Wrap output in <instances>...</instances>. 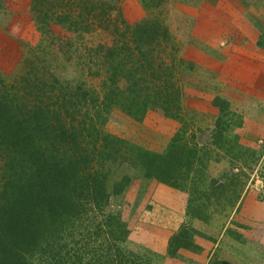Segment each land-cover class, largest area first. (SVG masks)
I'll return each instance as SVG.
<instances>
[{"label":"rangeland","instance_id":"1","mask_svg":"<svg viewBox=\"0 0 264 264\" xmlns=\"http://www.w3.org/2000/svg\"><path fill=\"white\" fill-rule=\"evenodd\" d=\"M85 1L99 12L100 26L87 17L75 31L56 23L67 8L92 12ZM143 20L168 30V40L144 49L156 73L148 80L157 91L173 86L178 104L168 114L150 105L135 116L114 106L100 128L161 153L185 132L203 174L180 190L145 178L118 154L107 164L105 209L125 223L121 246L148 257V264H264V0H0V75L14 82L34 58V73L44 66L102 97L109 68L90 51L112 45L126 25ZM124 175L129 183L115 194ZM190 202L208 219L190 217ZM180 231L190 247L169 255V241Z\"/></svg>","mask_w":264,"mask_h":264},{"label":"trees","instance_id":"2","mask_svg":"<svg viewBox=\"0 0 264 264\" xmlns=\"http://www.w3.org/2000/svg\"><path fill=\"white\" fill-rule=\"evenodd\" d=\"M49 2L57 7V1ZM88 4L92 12L67 8L56 23L75 31L87 17L100 26L102 17ZM124 29L127 32L117 35L112 45L89 53L99 55L101 65L109 68L102 97L82 83L58 80L44 66L40 74L34 73V58L25 62V71L14 82L0 75V264H148V257L123 249L125 223L105 209L107 164L123 152L145 178L180 190L203 174L198 151L185 132L173 137L161 153L100 128L114 106L130 116L150 105L168 114L179 100L173 86L165 84L157 91L148 80L156 73L144 49L168 40L166 27L157 20H143ZM88 74L98 71L89 68ZM128 183L124 175L113 192ZM191 204L190 217L208 219ZM185 234L180 231L170 239L169 255L190 247Z\"/></svg>","mask_w":264,"mask_h":264},{"label":"crops","instance_id":"3","mask_svg":"<svg viewBox=\"0 0 264 264\" xmlns=\"http://www.w3.org/2000/svg\"><path fill=\"white\" fill-rule=\"evenodd\" d=\"M181 221V220H180ZM175 224V221H174V218H171L170 220H169V226H171V228L172 227H175L176 225H174Z\"/></svg>","mask_w":264,"mask_h":264}]
</instances>
